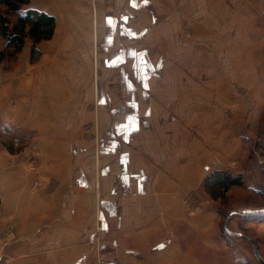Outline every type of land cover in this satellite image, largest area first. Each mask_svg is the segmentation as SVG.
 Listing matches in <instances>:
<instances>
[{
  "label": "crops",
  "instance_id": "crops-1",
  "mask_svg": "<svg viewBox=\"0 0 264 264\" xmlns=\"http://www.w3.org/2000/svg\"><path fill=\"white\" fill-rule=\"evenodd\" d=\"M148 1L152 2L29 0L23 6L52 15L55 26L52 36L37 44V59L29 60L26 46L10 69H0V121L31 132L34 156L32 166L0 150V225H10L16 234L0 264H200L193 255L209 250L216 255L233 253L227 241L242 236L235 223L238 218L230 221V233L224 234L220 209L200 203L193 205L195 210L200 207L197 213H188L193 206L180 203L179 197L187 198L203 175L215 169L241 174L245 185H253L251 178L259 177L260 165L264 166V156L257 159L249 147L258 110L248 112L246 126L235 123L236 118L222 123L219 159L213 157V162L203 154L193 159L189 153L181 160L176 147L180 115L205 110L193 107L191 95L180 96L185 101L177 103L174 66L173 72L166 71L170 68L166 59L161 55L153 59L143 46L134 45L146 33L157 32L155 24L145 29L138 23L145 18ZM81 5L91 10L96 49L104 53L99 65L103 72L117 73L118 91H98L96 83L93 110L84 101L91 97L85 99L75 78L70 92L64 87V76L75 64L62 59L68 49L64 28H69L68 21L75 25ZM152 20L156 21L155 13ZM249 43L251 53L258 50ZM248 62L254 68L252 59ZM235 114L241 115L238 110ZM86 128L98 134L96 139L84 138ZM40 180L53 182L31 188ZM247 224L257 232L264 229V222ZM192 234L198 237L195 244Z\"/></svg>",
  "mask_w": 264,
  "mask_h": 264
},
{
  "label": "rangeland",
  "instance_id": "rangeland-1",
  "mask_svg": "<svg viewBox=\"0 0 264 264\" xmlns=\"http://www.w3.org/2000/svg\"><path fill=\"white\" fill-rule=\"evenodd\" d=\"M151 1L154 5L149 1L145 4V9L147 8L145 18L140 19L138 23H143L145 29L155 24L157 32L151 36H145L146 33L134 45L143 46L153 59L157 55L166 59L170 67L166 71L173 72L171 66H174L176 70L174 77L177 79V89L174 92L178 97L177 103L185 101L180 96L190 97L191 95L193 107H202V110H205L192 112V116L180 115L178 120L180 125L177 126L176 132V147L179 153L177 155L181 160L189 156V153L192 154L193 159L196 154L209 156L213 162V157L219 159V127L222 123L231 124L235 118V123L248 125L249 122L245 119L248 112L252 113L254 107L255 111L258 110L259 121L253 122L257 131L256 134L248 136L251 139L249 147L252 155L257 159L259 156H264V105L261 104L264 101L261 99V97L264 98V0ZM79 9L75 12L76 18L73 19L75 25H70L68 21L69 26L67 22L65 26L69 28H64L66 32L63 37L67 39L65 46L68 49L61 53L62 59L75 62L73 68H70V73L64 76V87L70 92L72 86L75 85L72 84L75 78L77 85L79 82L81 86L85 99L91 97L90 100L84 101H88L87 108L93 110L94 90L97 86L98 91L102 89L118 91L117 73L115 69L103 72L99 63L104 53L96 49L91 10H87L82 5ZM154 13L156 21L152 20ZM132 22L131 25L134 26L136 20ZM128 26L131 27L130 24ZM97 27L99 31L100 23ZM248 42H251L249 45L254 44L253 47L258 46V50L251 53L247 46ZM227 43L230 47H227ZM26 46L30 51L31 41L28 38L24 40L19 52L12 53V50L4 48V40L0 39V51H4L0 69H10ZM226 48L228 50H225ZM37 58L38 52L35 56H30L29 60L34 61ZM249 59L254 62V68L249 64ZM227 96H232V99L236 98V101L226 99ZM242 103H245L246 108ZM219 110L223 115L219 114ZM235 110H238L241 115L235 114ZM203 123L207 125L204 130H201ZM87 130L88 128L85 129L84 138L96 139L98 134L92 131L87 132ZM31 135L30 131L9 127L0 121V150L16 155L17 159L21 158L34 166V156L29 147ZM128 148L133 152L136 151L133 146ZM252 155L250 152L248 157L251 159ZM255 166L252 163L250 167L255 168ZM260 166L262 167L259 177L251 178H255L252 186L245 185L243 176L240 174L242 184L234 193L225 195L219 189L205 188L206 178L213 172L210 170L211 172L203 175L199 187L187 198L179 197L180 203L190 205L189 207L206 203L220 209L222 212L219 226L224 234L230 233L227 228L230 221L238 218L235 223H237V231L242 236H234L227 241L228 244H232L230 251L233 253H229V256H225L227 253L216 255L209 250L206 254L193 255L198 263L262 264L253 254L252 243L256 245L258 254L264 263V237H260V233L264 235V229L257 232L256 228H250L247 224V221L255 224L264 222V166ZM49 182L53 181H35L31 188H46ZM49 186L48 188L51 189ZM250 189L259 193H253ZM194 206L190 209L191 211L187 210V212L197 213L200 207L195 210ZM245 208H256L257 211L238 213V211H244ZM13 233L16 236L14 229ZM111 238L117 239L118 236L113 235ZM191 242L193 244L198 242L195 234H192ZM194 251H199L198 245Z\"/></svg>",
  "mask_w": 264,
  "mask_h": 264
},
{
  "label": "trees",
  "instance_id": "trees-1",
  "mask_svg": "<svg viewBox=\"0 0 264 264\" xmlns=\"http://www.w3.org/2000/svg\"><path fill=\"white\" fill-rule=\"evenodd\" d=\"M29 0H0V39L4 40V48L12 53L22 49L24 40L31 41L30 55L36 54L38 44L49 39L54 30L55 18L35 9H23ZM13 17V19H11ZM4 51H0V61ZM242 184L240 174L232 175L226 170H215L206 178L205 188L221 191L231 186Z\"/></svg>",
  "mask_w": 264,
  "mask_h": 264
},
{
  "label": "built area",
  "instance_id": "built-area-1",
  "mask_svg": "<svg viewBox=\"0 0 264 264\" xmlns=\"http://www.w3.org/2000/svg\"><path fill=\"white\" fill-rule=\"evenodd\" d=\"M15 239L13 228L10 225L0 227V256L11 240Z\"/></svg>",
  "mask_w": 264,
  "mask_h": 264
},
{
  "label": "water",
  "instance_id": "water-1",
  "mask_svg": "<svg viewBox=\"0 0 264 264\" xmlns=\"http://www.w3.org/2000/svg\"><path fill=\"white\" fill-rule=\"evenodd\" d=\"M245 212H249V211H238V213L239 214H241V213H245ZM249 241H251L249 238H247ZM252 246H253V254H254V256L256 257V259L258 260V261H260L262 264H264L263 263V261H262V258L259 256V254H258V251H257V247H256V245L254 244V243H252Z\"/></svg>",
  "mask_w": 264,
  "mask_h": 264
},
{
  "label": "snow or ice",
  "instance_id": "snow-or-ice-1",
  "mask_svg": "<svg viewBox=\"0 0 264 264\" xmlns=\"http://www.w3.org/2000/svg\"><path fill=\"white\" fill-rule=\"evenodd\" d=\"M143 62V61H142ZM146 63V62H145ZM142 79L145 81V87H147V84H146V79H147V76L146 74L142 77Z\"/></svg>",
  "mask_w": 264,
  "mask_h": 264
}]
</instances>
